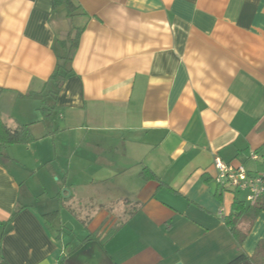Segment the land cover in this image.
<instances>
[{
  "label": "crops",
  "instance_id": "obj_1",
  "mask_svg": "<svg viewBox=\"0 0 264 264\" xmlns=\"http://www.w3.org/2000/svg\"><path fill=\"white\" fill-rule=\"evenodd\" d=\"M71 2L68 16L53 0H0V119L30 125L36 139L8 146L0 161V264L251 255L264 240V211L238 245L224 218L232 201L254 203L209 185L216 158L264 170V0ZM78 31L65 64L72 75L53 94L49 76ZM143 168L165 186L141 179ZM75 205L96 207L89 233L122 221L110 214L140 209L102 251L89 244L81 253V240L53 227Z\"/></svg>",
  "mask_w": 264,
  "mask_h": 264
},
{
  "label": "trees",
  "instance_id": "obj_2",
  "mask_svg": "<svg viewBox=\"0 0 264 264\" xmlns=\"http://www.w3.org/2000/svg\"><path fill=\"white\" fill-rule=\"evenodd\" d=\"M55 6L65 5L68 16L74 12V5L71 0H53ZM80 31L76 34L72 35L73 37H68L70 48L67 49V52L63 57L59 59L56 65V69L54 74L49 76V82H53L56 86L53 94H57L61 89L63 83L67 78L72 75V70L67 69L65 64L71 61L70 58V49L75 48L77 46V39L79 37ZM28 97L36 98V94L30 93L27 95ZM42 113L45 115L46 109L41 108ZM30 125L18 126L14 129H10L2 119H0V161L4 162L6 158V148L11 145H22L30 142H34L36 139L32 136L29 131ZM141 179L145 181H156L159 183L160 187H164L165 185L157 179L156 175L151 172L148 168H143L140 172ZM262 198L258 199L253 205L246 206L243 202H239L238 200L232 201V206L229 215L224 218V223L228 229L231 230L232 235L235 238V242L238 245H241L246 238L249 227L252 226L254 220L257 218L258 213L264 211V205ZM139 203H137L138 205ZM140 209V207L133 205L131 211L126 214L125 218L117 225L112 227L111 229L104 230L103 232L89 233L86 235V238L80 241L78 249H81L84 245L88 243L95 242L99 244V247L103 246L106 241H108L114 234L119 230V228L125 224L127 218H131L136 214V212ZM15 215V213H14ZM244 223L247 225L246 229L238 228L240 223ZM58 264H69L66 259H62L58 261ZM226 264H264V240H261L253 253L251 255H245V253L238 254L235 258L227 262Z\"/></svg>",
  "mask_w": 264,
  "mask_h": 264
},
{
  "label": "built area",
  "instance_id": "obj_3",
  "mask_svg": "<svg viewBox=\"0 0 264 264\" xmlns=\"http://www.w3.org/2000/svg\"><path fill=\"white\" fill-rule=\"evenodd\" d=\"M252 160L257 157L250 154ZM216 169L215 183L222 193H244L245 203L253 204L264 196V170L250 172L243 164L224 162L214 159Z\"/></svg>",
  "mask_w": 264,
  "mask_h": 264
},
{
  "label": "rangeland",
  "instance_id": "obj_4",
  "mask_svg": "<svg viewBox=\"0 0 264 264\" xmlns=\"http://www.w3.org/2000/svg\"><path fill=\"white\" fill-rule=\"evenodd\" d=\"M72 200L74 202L77 201L76 199H72ZM74 204L76 203H73L72 205ZM86 207L87 208H81L78 207L77 205L72 206V211L70 216L73 220L65 216V213L62 212L61 217L57 221H55L53 227L56 229V227L60 225L63 228H65L67 230L65 235H67V237H70L69 239H71L72 241L82 240L83 238L86 237V235H88L87 233L90 232L88 228L84 226V224L86 223V220H88L91 216H93L92 211L96 209L94 205L92 207L89 206ZM54 208H56V205H54ZM109 216L113 217V219H116L119 222L121 221L120 219L125 218V213L116 212L114 214H110Z\"/></svg>",
  "mask_w": 264,
  "mask_h": 264
},
{
  "label": "water",
  "instance_id": "obj_5",
  "mask_svg": "<svg viewBox=\"0 0 264 264\" xmlns=\"http://www.w3.org/2000/svg\"><path fill=\"white\" fill-rule=\"evenodd\" d=\"M209 187H210V193H212L213 192V189H216L217 188V185H216V183L215 182H213L212 184H210L209 185ZM91 245V246H94V247H97V249H98V251H102L101 250V248L100 247H98V244L97 243H95V242H92V243H88L87 245H85V246H83V247H81L82 249L80 250L81 251V253H83L82 251H83V249L85 248V247H87L88 245ZM91 246H89V249L91 250L92 249V247ZM177 264H180V263H177Z\"/></svg>",
  "mask_w": 264,
  "mask_h": 264
}]
</instances>
